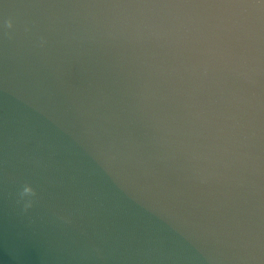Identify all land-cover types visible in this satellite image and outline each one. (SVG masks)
Masks as SVG:
<instances>
[{"label":"water","instance_id":"obj_1","mask_svg":"<svg viewBox=\"0 0 264 264\" xmlns=\"http://www.w3.org/2000/svg\"><path fill=\"white\" fill-rule=\"evenodd\" d=\"M0 264H264V0H0Z\"/></svg>","mask_w":264,"mask_h":264},{"label":"clouds","instance_id":"obj_2","mask_svg":"<svg viewBox=\"0 0 264 264\" xmlns=\"http://www.w3.org/2000/svg\"><path fill=\"white\" fill-rule=\"evenodd\" d=\"M8 27H11V22H8ZM30 196H35V191L30 185H25L20 192V197L23 199L24 197H30ZM31 207V203L29 202L28 204L25 205V208Z\"/></svg>","mask_w":264,"mask_h":264}]
</instances>
